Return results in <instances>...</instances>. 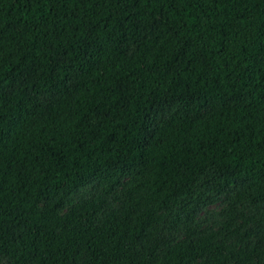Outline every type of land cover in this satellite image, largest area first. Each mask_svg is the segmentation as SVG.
Instances as JSON below:
<instances>
[{
  "label": "trees",
  "instance_id": "obj_1",
  "mask_svg": "<svg viewBox=\"0 0 264 264\" xmlns=\"http://www.w3.org/2000/svg\"><path fill=\"white\" fill-rule=\"evenodd\" d=\"M187 100L149 138V111ZM212 169L264 210V0H0V257L264 264L261 242L164 236Z\"/></svg>",
  "mask_w": 264,
  "mask_h": 264
},
{
  "label": "rangeland",
  "instance_id": "obj_2",
  "mask_svg": "<svg viewBox=\"0 0 264 264\" xmlns=\"http://www.w3.org/2000/svg\"><path fill=\"white\" fill-rule=\"evenodd\" d=\"M134 49L135 46L132 50ZM44 99L48 100L49 97ZM188 109L189 100L182 103L164 101L153 107L148 114L149 138L161 122ZM210 111L211 105L204 104L198 108L197 116H203ZM123 189L124 186L121 185L109 196L115 207L119 205L117 199ZM104 190L105 187L99 182H88L71 195L63 205V212L68 211L82 199H92L103 194ZM241 193L242 186L239 182L232 181L219 170H210L198 179L187 197L165 214L162 221L164 236L177 243L185 239L194 240L202 233H215L220 240L227 239L232 245L245 246L247 240L264 244V222L259 223L264 210L261 209L260 203L242 197ZM0 264H11V261L2 256Z\"/></svg>",
  "mask_w": 264,
  "mask_h": 264
}]
</instances>
